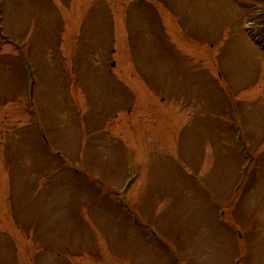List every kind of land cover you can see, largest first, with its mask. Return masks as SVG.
I'll return each instance as SVG.
<instances>
[{"label": "rangeland", "instance_id": "rangeland-1", "mask_svg": "<svg viewBox=\"0 0 264 264\" xmlns=\"http://www.w3.org/2000/svg\"><path fill=\"white\" fill-rule=\"evenodd\" d=\"M59 37L86 41L78 74ZM170 248L264 264V0H0V264Z\"/></svg>", "mask_w": 264, "mask_h": 264}]
</instances>
